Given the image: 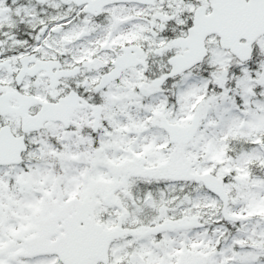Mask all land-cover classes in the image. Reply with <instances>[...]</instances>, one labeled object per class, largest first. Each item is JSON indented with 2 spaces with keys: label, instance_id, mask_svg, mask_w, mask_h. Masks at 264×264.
<instances>
[{
  "label": "snow or ice",
  "instance_id": "6c2138e0",
  "mask_svg": "<svg viewBox=\"0 0 264 264\" xmlns=\"http://www.w3.org/2000/svg\"><path fill=\"white\" fill-rule=\"evenodd\" d=\"M0 264H264V0H0Z\"/></svg>",
  "mask_w": 264,
  "mask_h": 264
}]
</instances>
